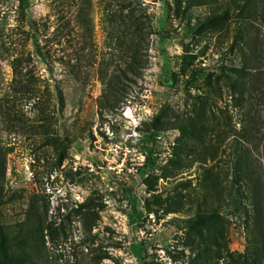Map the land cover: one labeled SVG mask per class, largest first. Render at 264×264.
Here are the masks:
<instances>
[{
  "label": "rangeland",
  "instance_id": "obj_1",
  "mask_svg": "<svg viewBox=\"0 0 264 264\" xmlns=\"http://www.w3.org/2000/svg\"><path fill=\"white\" fill-rule=\"evenodd\" d=\"M140 1L154 33L111 106L100 69L130 59L109 54L103 0H0L10 255L264 264V0Z\"/></svg>",
  "mask_w": 264,
  "mask_h": 264
},
{
  "label": "trees",
  "instance_id": "obj_2",
  "mask_svg": "<svg viewBox=\"0 0 264 264\" xmlns=\"http://www.w3.org/2000/svg\"><path fill=\"white\" fill-rule=\"evenodd\" d=\"M103 2L102 24L109 54L117 51L121 53L123 60L130 59V65L126 69L118 65H115L111 71L109 70L110 65L100 69V78L104 84L101 99L104 104L106 103L105 105L115 106L124 93L123 79L128 78L127 72L134 75L140 73V68L143 67L141 50L147 49L146 40L154 33V28L150 21V15L140 0H103ZM150 203L149 200H146V209L149 212L153 211ZM8 239L9 237L0 224V250L3 257L11 264H23L18 261L19 255H17L18 257L10 255ZM261 239L263 240V238H260V242Z\"/></svg>",
  "mask_w": 264,
  "mask_h": 264
}]
</instances>
